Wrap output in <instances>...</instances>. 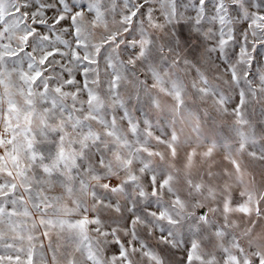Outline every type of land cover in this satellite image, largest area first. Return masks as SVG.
Segmentation results:
<instances>
[{
    "label": "snow or ice",
    "instance_id": "obj_1",
    "mask_svg": "<svg viewBox=\"0 0 264 264\" xmlns=\"http://www.w3.org/2000/svg\"><path fill=\"white\" fill-rule=\"evenodd\" d=\"M0 264H264V0H0Z\"/></svg>",
    "mask_w": 264,
    "mask_h": 264
}]
</instances>
